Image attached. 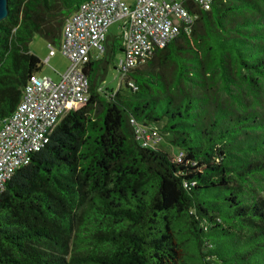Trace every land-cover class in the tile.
<instances>
[{
  "label": "trees",
  "instance_id": "trees-1",
  "mask_svg": "<svg viewBox=\"0 0 264 264\" xmlns=\"http://www.w3.org/2000/svg\"><path fill=\"white\" fill-rule=\"evenodd\" d=\"M83 1L8 0L0 124L41 70L32 39L59 45ZM185 5L192 23L123 77L143 98L97 84L120 35L86 65L87 100L0 192V264H264V0Z\"/></svg>",
  "mask_w": 264,
  "mask_h": 264
},
{
  "label": "built area",
  "instance_id": "built-area-1",
  "mask_svg": "<svg viewBox=\"0 0 264 264\" xmlns=\"http://www.w3.org/2000/svg\"><path fill=\"white\" fill-rule=\"evenodd\" d=\"M187 0H85L64 21L59 49L68 67L53 80L32 75L22 91L13 113L0 124V192L14 171L30 162L40 151L61 117L83 104L89 94L86 65L106 51L109 26L119 22L122 55L115 64L120 78L145 63L157 48H162L179 32L181 24L192 23ZM209 10L212 0H188ZM49 60L55 55L48 44ZM128 85L133 87L132 82ZM144 147L160 141L155 131L137 130Z\"/></svg>",
  "mask_w": 264,
  "mask_h": 264
},
{
  "label": "rangeland",
  "instance_id": "rangeland-1",
  "mask_svg": "<svg viewBox=\"0 0 264 264\" xmlns=\"http://www.w3.org/2000/svg\"><path fill=\"white\" fill-rule=\"evenodd\" d=\"M120 23L114 22L112 23L107 32V43H111L113 40L116 43L120 42L119 34H120ZM48 43L47 41L39 35H36L29 44V49L32 53H34L41 62V70L39 71V75H46L51 77L53 80L58 79L57 73L64 72V70L68 67L69 61L66 59L60 52L59 45L54 44L55 55L52 56L49 60V64H45L44 60L48 55ZM122 53L119 49L115 51V55L111 58L107 71L97 82L102 89L109 94V91H117L120 90V93L127 98L135 99V98H143L140 93L133 92L129 87L126 86L124 78H120L119 74L115 69V64L120 59ZM133 81V80H132ZM248 101H251V98H248ZM262 107H259L258 110L264 109V103ZM251 105V104H250ZM251 107V106H250ZM163 121L156 122V124L161 127L163 125ZM171 135L169 133L163 132L162 140H160V144L158 147L166 152H168L171 156H175L179 152V148L173 146L170 143Z\"/></svg>",
  "mask_w": 264,
  "mask_h": 264
},
{
  "label": "water",
  "instance_id": "water-1",
  "mask_svg": "<svg viewBox=\"0 0 264 264\" xmlns=\"http://www.w3.org/2000/svg\"><path fill=\"white\" fill-rule=\"evenodd\" d=\"M8 0H0V22L7 17Z\"/></svg>",
  "mask_w": 264,
  "mask_h": 264
}]
</instances>
